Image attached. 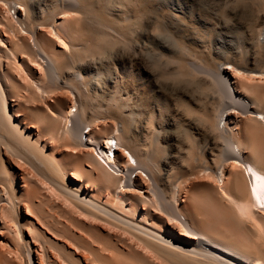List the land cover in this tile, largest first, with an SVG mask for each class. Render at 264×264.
Masks as SVG:
<instances>
[{
	"label": "bare ground",
	"instance_id": "obj_1",
	"mask_svg": "<svg viewBox=\"0 0 264 264\" xmlns=\"http://www.w3.org/2000/svg\"><path fill=\"white\" fill-rule=\"evenodd\" d=\"M123 1L116 20L96 0H0V264H264V19L242 49L200 47L190 0ZM120 44V72L92 65ZM104 73L106 133L87 115Z\"/></svg>",
	"mask_w": 264,
	"mask_h": 264
},
{
	"label": "rangeland",
	"instance_id": "obj_2",
	"mask_svg": "<svg viewBox=\"0 0 264 264\" xmlns=\"http://www.w3.org/2000/svg\"><path fill=\"white\" fill-rule=\"evenodd\" d=\"M96 1H97V5H96V11L97 12H99V10L101 9L100 13H102V15L105 16V13H108V14L112 15L114 17V19H116V20L118 19V15L120 14V9L122 10V8L124 6V1L123 0H119V2H118V0L117 1L114 0V3H112V4H110L106 0H96ZM156 1L157 0H137V4L139 5L138 8H140V10H146L147 9L146 10V11H148L147 13H150L151 16H153L156 12L159 11L157 9L158 5H157ZM246 1L245 0H243V2L239 1V3H234V2L228 1V0L227 1L226 0H190V1H186L185 6H187V7H190L192 4L195 5L194 8L196 9V12H195V14L193 16H191V15L189 16V20H190L189 22L191 23V25L193 27L195 26L194 28L197 27L196 28L197 30L195 32L192 29H190V31L187 32V34H188L187 40H191V39L193 40L194 38L195 39H199L198 44L201 47L202 45H204L203 44V40L205 41L206 39H208V36H207L208 34L211 35L213 40L217 39L218 37L219 38L226 37V35L229 34V36H234L235 45L236 46L238 45L241 48L242 44L240 42V38H239L240 35L239 34L243 33V31L246 29L244 32L250 35V33L252 32L251 30H253L254 24H256L257 22H261L260 25L262 26L263 25V19H264V0H256L257 1V4L255 3L256 5L254 4V2H256L255 0L254 1L253 0H246ZM251 2L254 5H252ZM121 3L123 4V6H122ZM187 3L189 5H187ZM41 5H43V4H41ZM197 6H198V8H196ZM240 10H242V12H240ZM225 13L230 15V17L228 15L225 16ZM233 13H234V15H233ZM257 15H258V17H257ZM226 17H228V18H226ZM228 20L229 21L231 20V23H234L238 27L236 26V27H231L230 28L228 26H225V25L228 24V22H229ZM226 21H228V22H226ZM239 26L240 27L242 26V29H240ZM261 26H259V28H261ZM257 29L258 28H256V30H254V31H256L255 35L258 37L259 31ZM202 36H204L205 39L200 38ZM261 39H262V37L260 36V40ZM242 46H244V45H242ZM114 49H113V52L110 55L111 57H109L108 59H106V60H104L102 62L98 61L97 57L92 56V57H94L91 60L92 65H94L97 68L101 67V68H104V69H106L107 66H108L112 71L115 69L118 72H120L122 70V68H123V61H122L124 59L123 47L120 44V45H116L114 47ZM196 49H198V51H203L202 49H199V48H196ZM251 51H252V55L254 56V58L256 57L255 59L257 61L260 60V59H264V43H260L258 45H256V43H254V45L251 47ZM100 64H102V65H100ZM145 64H146V68H148V70L152 71V73H154L156 71V73L158 75L157 67H154V66H156L155 64H153L152 62L150 63L149 61L148 62L146 61ZM104 76H105V73H104ZM113 76H115V74H113ZM157 79H158L159 83H161V81H164V78H161L160 75L157 76ZM183 80H185V81H183ZM102 81L103 82H101L99 87L97 89L96 88L94 89L98 93H95L93 91V93H94L93 95H95V96H93L94 97V99H93L94 100L93 101V106L94 107H93L92 110L89 111V113L87 115L91 116V118L94 117V119L96 121L99 120V122L96 123V124H97L98 127H101V130L103 132H105V131L109 132V131H111L113 129L115 130V127L119 128V126H120V123H119L120 122V118L118 116H116V113L114 111H112V110H111L112 114H105V113H100V111H97V110L100 109V107L108 108V102L110 101L109 99H110V96L112 94L111 93L112 89H111L110 80L108 79L107 75L104 77V79H102ZM165 81H167V80H165ZM167 82L168 83H172V82H176V81H170L168 79ZM193 82L194 81H191L189 78H187V77L185 78L184 77V79H182L181 82L177 83V85L179 86V87L177 86V89L182 94H185L184 96H186L188 98H190V96H192L191 99H197L198 96H200L201 88H200L199 84H197L195 82L193 83ZM95 116H98L99 118L98 117L95 118ZM174 130L175 129H167L168 133H170V134ZM173 135H175L177 137V140L169 141L166 144V148H165L166 152L169 153V154H173L174 152L176 153V150L179 148V146L181 144V141L182 142H186L185 141L186 137L183 136L182 133L179 130H178L177 133H176V130H175ZM193 153L196 154V155H199V153H198V151L196 149H194ZM175 171H176L175 174L177 175L178 172H177V170H175ZM175 174H173V175H175ZM132 177H134V175H132ZM173 177L175 178V176H172V177L168 178L167 180H165V182H167V183L164 182V184L167 187H168V185H170V186L173 185L172 182H174V180H175ZM172 178L174 179L173 181H172ZM103 193L105 195V192H103Z\"/></svg>",
	"mask_w": 264,
	"mask_h": 264
},
{
	"label": "built area",
	"instance_id": "obj_3",
	"mask_svg": "<svg viewBox=\"0 0 264 264\" xmlns=\"http://www.w3.org/2000/svg\"><path fill=\"white\" fill-rule=\"evenodd\" d=\"M111 146H112L111 148L113 150L114 149V143H111ZM98 153H99V151H98ZM108 155L110 156V158H112V151L108 152Z\"/></svg>",
	"mask_w": 264,
	"mask_h": 264
}]
</instances>
